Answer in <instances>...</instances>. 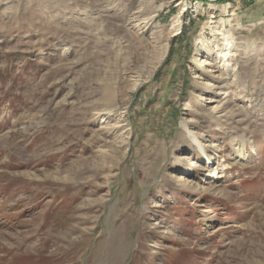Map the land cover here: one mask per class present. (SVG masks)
<instances>
[{
  "label": "rangeland",
  "instance_id": "rangeland-1",
  "mask_svg": "<svg viewBox=\"0 0 264 264\" xmlns=\"http://www.w3.org/2000/svg\"><path fill=\"white\" fill-rule=\"evenodd\" d=\"M0 264H264V0H0Z\"/></svg>",
  "mask_w": 264,
  "mask_h": 264
},
{
  "label": "bare ground",
  "instance_id": "bare-ground-1",
  "mask_svg": "<svg viewBox=\"0 0 264 264\" xmlns=\"http://www.w3.org/2000/svg\"><path fill=\"white\" fill-rule=\"evenodd\" d=\"M184 3H185L184 1L180 2L181 7H180V11L178 13V16L176 18H174V21L171 23V29L174 32L178 31V29L180 28V26L182 24V17L185 14L186 9H187V5H186V3L185 4ZM198 8L199 7H196V5H192V7H191V9H193V11H197ZM212 9H213V7H212ZM220 29H221V30H219L220 31L219 34H221L220 39L222 40L223 43L220 46H219V44L217 45L218 52H217V54H214V55L216 58H219L220 60L224 61V64L226 65V62L228 61L227 56L230 55L231 52L236 51V49H235L236 46L234 45V37H233L232 32L230 30H226L224 28H220ZM184 127L186 128V130H187L191 140L193 141V143L196 146L197 145L200 146L201 150H203V152L206 153V147L204 148L205 145L203 144L200 136L196 132L192 131L189 128V126H187V124H185ZM237 152H238L239 157H241V158L245 157L243 149L241 146L237 149ZM207 159H208V157H207ZM208 162H209V160H208ZM211 172L216 173V171L213 169H211Z\"/></svg>",
  "mask_w": 264,
  "mask_h": 264
}]
</instances>
